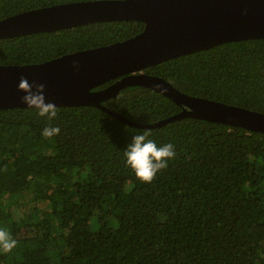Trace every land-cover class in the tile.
Segmentation results:
<instances>
[{"label": "trees", "instance_id": "obj_1", "mask_svg": "<svg viewBox=\"0 0 264 264\" xmlns=\"http://www.w3.org/2000/svg\"><path fill=\"white\" fill-rule=\"evenodd\" d=\"M87 0H0V19ZM137 20L99 21L0 39V64L23 65L127 39ZM193 96L264 112V39L226 42L144 69ZM110 80L97 88H104ZM102 104L151 123L181 107L142 86ZM0 109V229L17 247L0 264H264V133L182 118L129 126L94 106ZM59 127L52 139L46 127ZM150 130L176 157L151 184L126 165Z\"/></svg>", "mask_w": 264, "mask_h": 264}, {"label": "water", "instance_id": "obj_2", "mask_svg": "<svg viewBox=\"0 0 264 264\" xmlns=\"http://www.w3.org/2000/svg\"><path fill=\"white\" fill-rule=\"evenodd\" d=\"M137 20L142 31L127 39L40 63L0 64V109L28 108L18 91L21 76L45 85L56 106H94L129 126L154 128L182 118L264 133V112L178 90L144 69L226 42L264 39V0H87L26 10L0 19V39L58 31L99 21ZM74 64L78 67H74ZM114 80L104 88L98 86ZM142 86L181 107L151 123L137 122L102 104L123 88Z\"/></svg>", "mask_w": 264, "mask_h": 264}, {"label": "clouds", "instance_id": "obj_3", "mask_svg": "<svg viewBox=\"0 0 264 264\" xmlns=\"http://www.w3.org/2000/svg\"><path fill=\"white\" fill-rule=\"evenodd\" d=\"M74 67L78 65L74 64ZM45 85L42 83H29L27 77L21 76L18 91L24 95L21 102L34 109L36 114L51 122L58 117V108L55 103L48 102L45 96ZM59 127H46L42 136L52 139L60 134ZM151 131L142 130L139 134L132 136L131 142L124 151L126 165L134 172L138 180L145 184H151L157 174L169 167V163L175 159L176 150L172 143L157 146L150 139ZM17 247V241L9 232L0 229V252L11 253Z\"/></svg>", "mask_w": 264, "mask_h": 264}]
</instances>
